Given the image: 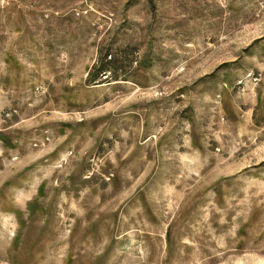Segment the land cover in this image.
Returning <instances> with one entry per match:
<instances>
[{"label": "rangeland", "instance_id": "rangeland-1", "mask_svg": "<svg viewBox=\"0 0 264 264\" xmlns=\"http://www.w3.org/2000/svg\"><path fill=\"white\" fill-rule=\"evenodd\" d=\"M0 264H264V0H0Z\"/></svg>", "mask_w": 264, "mask_h": 264}]
</instances>
